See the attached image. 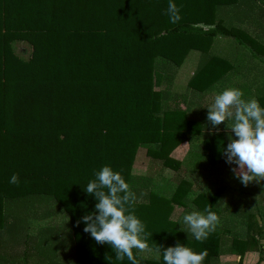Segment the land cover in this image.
<instances>
[{"label":"trees","instance_id":"trees-1","mask_svg":"<svg viewBox=\"0 0 264 264\" xmlns=\"http://www.w3.org/2000/svg\"><path fill=\"white\" fill-rule=\"evenodd\" d=\"M173 2L181 6L176 24L166 15L169 0H0V238L16 230L8 217L13 207L40 212L51 225L39 229L34 255L41 264H131L127 257L116 260L110 245L84 232L82 217L98 202L85 188L103 166L120 172L136 194L132 208L152 234L147 237L152 252L182 244L197 253L206 250L203 264L218 263L226 253L263 252V210L250 212L243 198L242 205L222 208L230 189L215 175L221 173L217 161L224 156L219 145L227 122L213 128L208 108L200 109L198 120L190 118L188 97L172 95L171 75L196 51L201 60L189 83L193 97L206 98L223 80L232 84V61L212 48L220 38L234 39L237 50L264 55V0ZM246 8L250 12L241 11ZM231 16L241 17L242 30L226 24ZM250 24L259 27L253 37L244 33ZM20 43L31 49L29 58L17 53ZM244 59L240 56L237 68ZM254 95L264 106V82ZM186 142L187 158L173 159ZM141 149L150 163L137 176L133 168ZM165 170L177 178L162 179ZM13 174L19 175L18 185L9 183ZM252 183L264 191V181ZM196 184L208 187L188 201ZM208 207L220 223L207 240L181 231L188 208ZM60 217L62 228L52 227ZM236 217L246 220L248 234L236 232ZM24 237L28 245L31 236ZM228 237L233 240L226 248ZM133 251L139 264H164L162 252L149 259ZM24 254L28 264L27 250ZM5 258L0 251V260L12 263Z\"/></svg>","mask_w":264,"mask_h":264},{"label":"clouds","instance_id":"clouds-1","mask_svg":"<svg viewBox=\"0 0 264 264\" xmlns=\"http://www.w3.org/2000/svg\"><path fill=\"white\" fill-rule=\"evenodd\" d=\"M180 12L181 6L169 0L166 15L171 23L176 24L182 19ZM207 108V120L213 128L218 129L227 122L230 142L222 151L226 162L235 165L232 169L235 177L245 186L253 181H264V106L254 97L246 99L239 88H226L215 94L213 103ZM95 176L85 191L94 195L98 202L93 213L82 217L86 225L84 232L90 233L98 244L110 245L116 260L127 257L131 264H139L133 250L152 251L147 242V237L152 234L146 232V225L132 208L137 196L122 174L110 166H103ZM9 183L18 185L19 175L13 174ZM194 199L195 196L189 193L187 200ZM189 207L194 209L191 203ZM80 223L77 221V226ZM219 223L218 214L210 207L203 212L193 210L183 216L181 231L203 242ZM155 251L157 258L162 252L164 264H203L208 254L206 250L197 253L182 244L163 251L157 246Z\"/></svg>","mask_w":264,"mask_h":264},{"label":"rangeland","instance_id":"rangeland-1","mask_svg":"<svg viewBox=\"0 0 264 264\" xmlns=\"http://www.w3.org/2000/svg\"><path fill=\"white\" fill-rule=\"evenodd\" d=\"M255 1H258V0H255ZM258 5L260 6L259 2H258ZM263 7H264V5H263ZM250 8H252V7H250ZM226 9H228V8H223L222 10L227 11ZM241 11L248 13V12H250V9L246 8V9L241 10ZM240 15H242V14H240ZM261 17L264 21V17L262 15H261ZM226 24L229 26H234L240 30H242L243 29L242 27L245 25L242 22L241 17H235V16H231L228 20L226 19ZM245 28L246 29H244V30H246L247 32H244V33H247V35H250L253 37L255 34L256 35L258 34L257 33V28L259 29L258 24L257 25H251L250 24V25H247ZM217 41L218 42L215 43L212 50L214 53H216L219 56H223L224 58L225 57L231 58L233 53L236 55L235 50H237L240 47V45H238V43L234 39H221L220 38ZM16 49H17V53H19L22 57L29 58V56L31 54V49L26 44L20 43L17 45ZM259 59L260 60L258 62V69L261 71L256 78L257 79L256 82L260 83L258 86L256 84L257 88L261 87L263 85V82H264V64L261 61V60H264V55H262ZM178 69L174 74L171 75V77H172V84L171 85L172 86H173V84H176L175 79L178 78V76H177L178 75L177 74ZM252 81H253V79H252ZM223 82H226V80H223ZM235 82L237 84L238 83L243 84V85L239 84V86H234V87L241 89L245 93V95L256 92L255 87L253 88L251 86V84H253V83H251L250 76L246 71L241 75V79L237 78V79H235ZM180 83L187 84V81L184 82V80H182L181 82H179L177 84H180ZM164 84H166V83H164ZM217 85H219V84H217ZM176 92H177V89H176ZM172 95H174V93ZM181 105L183 107H185L184 103H181ZM189 117L191 118V117H193V115L190 114ZM190 147L191 146L189 143L183 144L176 152H174V156L176 158H179V160L184 161L186 159L185 155L189 151ZM181 149H184V155H182ZM149 163H150V159H149V157H147L146 150L141 149L138 152L136 162H135V165L133 168L134 174L137 176H144L148 171ZM175 174L176 173L172 170H165L163 173L162 179L174 181L177 178ZM232 174H234V173H232ZM232 174H230L229 172H226V173H223V175L220 177V182L228 185V187L230 189L226 192L227 194L225 193V196L223 197L225 199H224V202L222 204V208L227 209L226 205H230L231 207L238 206L239 204L242 205L244 203V201L239 203V201H241L239 199L243 198L242 200H245V199L247 200V202L244 206L250 212H252V211L255 212V210L258 209V207H259L261 211L263 210L262 213H264V191L258 190L257 187L255 188L252 182L249 183L247 186H245L244 184H242L239 181L236 184V181L239 179H237L236 177H232ZM228 177H230V178H228ZM228 179H230V180H228ZM225 181H228V182H225ZM205 185H207V183H205ZM201 187L202 188H200V186L198 184H196L194 186L193 185L190 186V193L196 197L202 191L203 192L206 191L205 189L208 186H205V187L201 186ZM234 189H236V191H234ZM237 190L247 191L248 195L246 197L241 196L240 193L237 194ZM228 203H230V204H228ZM19 205H20L19 209L17 210L16 208L13 207V209L10 212V216H8L9 219L14 222V227L16 228V230H13V232H11L9 230H5L4 233L2 234L1 238H0L1 255L6 257L8 261H11L12 263L9 262L10 264H23L25 262V259L27 258L24 254V251L27 250L28 255H29L28 256V264H41L42 259L37 258V256L34 255L36 253L35 252L36 247H38L39 244L41 243L39 229L43 230L44 226H50L51 227V225L48 223L47 220H43L42 216L40 215V212L38 213L39 216L32 215V213L24 214L26 211H24L21 208V207H23L22 204H19ZM190 212H191L190 208H188L187 213H190ZM187 213L185 212L184 215ZM181 214H182V209L177 210L175 215L180 216ZM236 218L241 221V222L240 221L238 222L239 227H237L236 232L240 233V236L243 234H248L247 223L245 224L246 220H244L243 217H236ZM259 220L263 221L261 216H259ZM262 223H264V222H262ZM54 224H56V226L58 227L56 229L62 228L63 219L61 217L58 218V221L56 223H53L52 227H55ZM181 224H182V221L180 222V226L182 228ZM251 225H253V227L251 229L258 232V229L256 228V225L254 224V222H251ZM185 228H186V226H185ZM27 232L31 236V240H30L28 245H26L25 241H24V239H25L24 236ZM53 233H54V231H53ZM48 235H49V233H48ZM232 238L233 237H231V238L228 237L229 243L226 245V248H229L231 246L232 240H233ZM11 241H13L14 243H12ZM262 244L264 245V242ZM262 246L259 245V247H262ZM45 248L46 247H44V249ZM141 255L143 257L149 258V259H153V258L157 257V254L152 252V251L143 252V253H141ZM240 257L241 256H236V255H231L230 253H226L220 257L218 263H214V264H264V261H262V258H264V250L262 253H259L258 249L256 251L255 250L250 251V252H247L244 255V257H241V259H240ZM9 263H7V264H9ZM0 264H6V262H3L2 260H0Z\"/></svg>","mask_w":264,"mask_h":264},{"label":"crops","instance_id":"crops-1","mask_svg":"<svg viewBox=\"0 0 264 264\" xmlns=\"http://www.w3.org/2000/svg\"><path fill=\"white\" fill-rule=\"evenodd\" d=\"M235 52H236V55L233 53L231 58L225 57L226 59H229L230 61H232L233 65L235 67V69L230 73V74H232L231 75L232 76L231 79H233L232 80L233 81L232 84L230 82H228V80H227V82L220 83L217 86L218 87L217 91L213 92L212 94L208 95L206 98H203V99L202 98H198V97L197 98L193 97V94L191 93V90L189 88V83H190L191 79L193 78L195 72L199 68V64H200V60H201V53L196 52V51L191 52L189 54V56L187 57V59L185 60V62L183 63V65L178 69V73H177L178 74L177 75L178 78L175 79L176 84H173V86H172V93H174L176 95H181V96H185L186 95L188 97L187 100H186V107H188V105H189L188 103H190V105H189V109H190L189 115L190 114L193 115V117H191L192 119L198 120L201 117L200 109L201 108H206L207 109V107L210 106L213 103L215 94H218V93L222 92L226 88H237V87H234V86H239V84L243 85L241 83L237 84L235 82V79H237V78L241 79V75L245 71L249 74L251 83H253V84H251V86L253 88L255 87L256 90L259 88V87L258 88L256 87V84H257V86L260 84V83L256 82L257 81L256 78H257L258 74L261 71V70L258 69V62H259L260 59L259 58H255L253 56L254 55L253 53L255 51L251 52V51H248V50L241 49V50H235ZM240 56H244L245 59H244V61L242 63H240L242 68H237V62L240 59ZM261 61H263V60H261ZM237 70L240 71L241 75L236 74ZM252 79H253V81H252ZM182 80H184V82L187 81V84H182V83L177 84V83L181 82ZM167 85L168 84H164L163 83L161 88L165 89L167 87ZM176 89H177V92H176ZM254 93L255 92H253L251 94H248V95H245V98L246 99H250V98L254 97L255 99H257V96H255ZM222 135H223V140L224 141H223V143H221L219 145V147L224 148L223 147L224 143L227 145L230 142V140H229V130L227 129L226 125H224V130H223V134ZM186 143H188V142H186ZM186 143H183V144H186ZM182 145H180L174 152H176ZM190 146H191V144H190ZM181 150H182L181 151L182 155H184V149H181ZM190 150H191V147L189 148V151ZM189 151L185 155L186 158L188 156ZM174 152L172 153L171 157L173 159L178 160V161H182V160H179V158H176L174 156ZM223 161H225V163ZM217 167H219V169H221V173L220 174H216L215 176H220L221 177L223 175V173H226V172H229L230 174H232L233 173L232 169H233V167H235V165L227 163L226 162V157L223 156L222 160L217 161ZM232 177H235V174H232ZM228 178H230V177H228ZM160 179L158 178V180H160ZM238 181L240 182V180H237L236 184L238 183ZM240 259H241V257H240Z\"/></svg>","mask_w":264,"mask_h":264}]
</instances>
